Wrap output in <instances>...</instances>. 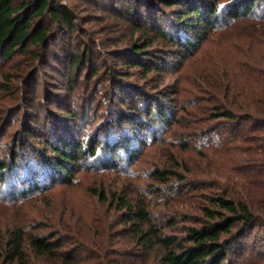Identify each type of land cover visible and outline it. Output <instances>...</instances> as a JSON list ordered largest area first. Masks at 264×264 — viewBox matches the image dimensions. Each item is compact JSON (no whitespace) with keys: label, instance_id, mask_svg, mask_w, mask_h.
Returning a JSON list of instances; mask_svg holds the SVG:
<instances>
[{"label":"rangeland","instance_id":"rangeland-1","mask_svg":"<svg viewBox=\"0 0 264 264\" xmlns=\"http://www.w3.org/2000/svg\"><path fill=\"white\" fill-rule=\"evenodd\" d=\"M11 1L13 8L29 2ZM176 1L181 0H52L59 13L71 14L72 23H57L47 13L42 20L36 18L31 27L32 31L43 25L49 34L45 44L28 42L25 52L19 46L5 60L0 52V164L7 165L0 169V180L5 183H0V264H10L5 248L8 231L22 229L25 234L63 239V250L87 258L95 249L84 235L96 238L110 225V252L132 254L129 259L137 264H159L160 247L147 252L138 246L128 227L119 224L120 210L115 212L101 203L91 189L130 191L143 197L152 222L161 227L163 235L182 244L191 229L204 224V210L214 208V197L234 193L238 199L259 201L264 208V127L253 126L249 133L252 143L227 144L224 140H231L233 130L217 128L226 120L211 116L216 104L212 96L219 95L201 81V76L208 75L204 68L208 63L222 70L220 59L224 58L226 67L234 65L228 54L244 47L246 41L241 37L248 30L257 35L246 44L248 48L250 43V57L244 60L239 54V64L255 73L264 72V5L250 17L210 32L187 57L178 54L175 42L181 34L174 31V23L185 12L182 5L169 8ZM192 1L199 6L212 2ZM228 3L221 0L216 4L220 13ZM133 4L136 15L130 16L126 10ZM159 12L166 39L157 34L158 27L147 23L148 16ZM134 44L144 53L135 55ZM226 45L230 48L222 50ZM77 55H85V60L72 69V57ZM135 57L146 58L147 74L133 66ZM231 74L221 81L234 88L237 81ZM131 106L135 110L130 111ZM162 106L168 110L167 121L162 126L156 121V129L146 130L141 135L143 145H132L136 150L132 161L125 158L116 169L103 170L95 160L100 159L98 153L94 158L86 154L85 169L71 184L54 185L38 196L20 197L18 189L14 194L13 189L26 177L25 170L37 171L47 164L45 156L54 157L53 146L74 142L87 150L93 145L103 155L108 142L135 137L132 122L153 118ZM124 111L134 114L133 120L126 118L116 124ZM234 111L239 116L245 113L240 108ZM213 126L216 130L210 132ZM157 171L179 177L170 175L167 182H161L154 177ZM252 172L262 176L248 185L241 177ZM233 240L237 245L224 264H264V215L251 229L239 225ZM123 260L112 255L100 262ZM33 264L43 262L34 259Z\"/></svg>","mask_w":264,"mask_h":264},{"label":"trees","instance_id":"trees-1","mask_svg":"<svg viewBox=\"0 0 264 264\" xmlns=\"http://www.w3.org/2000/svg\"><path fill=\"white\" fill-rule=\"evenodd\" d=\"M211 1V4L201 6L193 3L192 0H181L170 4L169 8L182 5L183 10H185L184 13L181 12V16L177 17L176 23H174V31L178 36L181 34V38H177L175 41L180 50L179 52H181L178 54L189 57L201 43L206 41L210 32L224 30L228 26L234 25L240 18L250 17L254 9L262 8L264 5V0H228L227 7L220 13V8L216 4L221 0ZM128 6L127 14L130 16L136 15L137 7L134 4ZM47 13L57 23L67 25L72 23L71 14L66 11L59 13L55 5L52 4V0H29L28 3L21 5L19 8H13L11 0H0V52L3 53L2 60L10 57L19 46L25 52L27 50L26 43L28 42L32 45H41L48 41L49 34L43 25L38 24L36 29L34 28L31 31L34 20L36 18L42 20L48 15ZM161 15L159 12L154 13L153 17L148 16L147 23L158 27L157 34L166 39L167 36L162 31ZM182 18L184 24L181 23ZM185 18H189L188 21H185ZM252 33L254 32L248 30L247 35L241 37L246 41V43L243 42L244 47L242 46V50L232 49V54H228L234 59L232 67H226L228 62L221 58L222 70H219L215 63H208L204 67L209 70L208 75L201 76L202 83L206 84L211 91L216 92L213 94L222 97L221 100L219 96H212V101L216 104L211 110V116L226 120L221 125L222 127L217 128L229 127V130H233L229 135L232 137L231 140L228 137L224 140L227 144L240 141L252 143L253 139H250L249 133L252 132L253 126L256 128L264 127V72L255 73L252 69L248 70L246 66H242L243 63L239 64L240 60L238 61L239 54L243 55L244 60L250 57L248 53L250 43H248V48L246 44L250 39L255 40L254 36L257 35ZM168 41H171V39H168ZM225 48L230 47L226 45L222 50ZM131 49L135 55L143 52L137 50V44H134ZM84 56L72 57L71 68L77 69L84 62ZM144 59L146 58L144 57ZM144 59L135 57L132 59V64L135 68L142 69L147 74L148 69ZM156 64L158 67L161 65V63ZM228 73H232V79L237 81L234 88H232V85L222 84L221 79L228 78ZM240 79H243L241 83ZM119 86L121 87L120 84ZM120 91L122 93V89ZM123 100L127 102L126 99ZM236 108L242 109L245 113L242 116L237 115L234 111ZM129 110H135V106H131ZM206 110H209V108ZM130 111H126L127 113L124 111L122 117L119 115L116 124L121 123L120 120L126 118L130 121L133 120L132 117L135 115L131 114ZM167 111L164 106L158 107L153 118L145 120L143 117L141 120L132 122L131 130H135V137H123L119 141L117 139L108 142L106 145L109 146L104 151V157L99 155L98 147L93 148V145L87 150L74 142H66L60 145L61 147L53 146L54 157L45 156L47 164L42 161L44 165L42 168L38 167L40 169H37V171L25 170L26 177L21 180L20 187L13 189L14 194L18 189L17 194L20 197L38 196L53 188L54 185L71 184L73 180H76V174L85 169L82 167V162L85 160L86 154L90 158H94L98 153L100 159L95 160L103 170L116 169L125 158H128L127 161H132L136 156V150L132 148V145H143L144 139L141 135L146 134V130L156 129L158 123L162 126L167 121ZM148 114L151 116L150 111ZM138 116L140 115L138 114ZM244 124L249 126L245 127ZM210 130V132H213L216 127L213 126ZM28 135H32V132L30 131ZM105 158L107 159L104 160ZM0 165L1 170L7 168L5 163ZM170 175L179 177L177 173L170 171H157L154 177L158 181L167 182ZM260 176H257L256 172H252V174L249 173L241 178L244 183L249 185L253 180L258 181L257 179ZM0 183L5 184L3 179L0 180ZM91 193L97 196L101 203L106 204L115 212L120 210L119 224H125V227H128L129 233L138 246L147 252H152L156 247H160L162 256L159 264H224L225 261L229 260L230 253L234 251L235 245H237L236 241L233 240L234 230L239 225L251 229L262 222V216L264 215L262 213L264 208L259 206V201L252 198L238 199V196L234 193L229 196L214 197L212 199L214 208L204 210L206 216L204 224H201L200 228L191 229L185 238L186 243L182 244L179 239L163 235L161 227L152 222V215L143 197L134 196L130 191H125L122 194L119 191L109 193L106 190L91 189ZM109 228L102 230L96 238L84 235V238L95 249H93L94 253H91L87 258L63 250L61 248L64 245L63 239L57 240L54 237L32 233L25 234L22 229H15L8 231L5 238L6 256L10 264H33L34 259L41 260L43 264L60 262L62 264H104L100 260L104 261L112 255L124 259L120 263L117 262V264H137L129 259L134 257L132 254L110 252L113 243L111 235L108 233ZM66 229L72 231L69 228ZM78 235L81 236L80 232H78ZM81 246L82 249L89 250V247ZM87 261H93L94 263H88Z\"/></svg>","mask_w":264,"mask_h":264}]
</instances>
